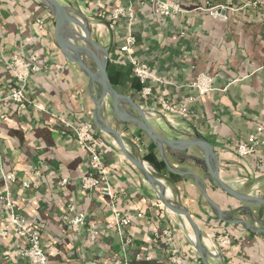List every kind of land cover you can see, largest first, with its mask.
Returning <instances> with one entry per match:
<instances>
[{
    "label": "crops",
    "instance_id": "1",
    "mask_svg": "<svg viewBox=\"0 0 264 264\" xmlns=\"http://www.w3.org/2000/svg\"><path fill=\"white\" fill-rule=\"evenodd\" d=\"M58 1L108 52L107 78L121 96V110L134 116L132 104L139 105L162 136L208 142L224 183L264 198V145L248 157L236 153V146L249 137L264 140V130L257 133V128L264 129V5H251L252 0H164L184 9L165 18L139 0ZM119 7L133 9L132 23L122 20L111 27L98 17ZM55 26L54 13L42 0H0V195L16 202L28 225L40 230L46 248L60 252L48 264H170L172 256L183 264H264V206L247 205L220 189L203 149H160L134 123L119 121L108 94L99 115L103 88L62 52ZM74 29L82 33L80 27ZM130 32L135 43L124 53L121 48ZM79 56L94 67L87 55ZM130 56L150 69L148 100L140 95L142 85ZM18 57L37 67L28 77L23 108L1 102L17 85L9 65ZM200 74L214 78V89L202 96L191 87ZM161 98L185 104L188 117L164 111ZM63 122L92 125L102 141L111 196L100 188L83 190L88 154ZM127 156L163 180L168 202L189 212L207 249L206 262L186 216L165 206ZM8 173L16 182L4 179ZM75 214L86 215L76 235L64 219ZM120 216H129L131 224L120 227ZM6 218L0 202V264H33L12 257L24 244L12 233L2 235ZM90 225L98 232L95 240ZM224 236L232 242L216 251L214 244Z\"/></svg>",
    "mask_w": 264,
    "mask_h": 264
},
{
    "label": "built area",
    "instance_id": "2",
    "mask_svg": "<svg viewBox=\"0 0 264 264\" xmlns=\"http://www.w3.org/2000/svg\"><path fill=\"white\" fill-rule=\"evenodd\" d=\"M77 1V0H72ZM144 4H152L154 6V12L159 17L174 18L184 13V9L178 2H166L164 0H139ZM258 4L264 5V0H252L251 5L257 6ZM98 17L103 20H107L111 27L116 26L122 20L127 21L129 24L134 20V12L131 7H119L113 12L101 11ZM42 25L41 21H38ZM135 43V38L130 32L126 38L125 45L121 48L124 53H129L131 47ZM32 61L34 57L30 58ZM130 64L133 69V74L138 78L142 85L141 97L144 100H148L151 96V89L148 87V81L151 78L150 69L147 64L134 57H129ZM12 74L16 80L17 85L13 87L7 95L1 100V102L13 101L20 107H25L27 103L26 86L28 84V77L31 71H36L37 67L29 61L23 58H15L13 63L9 65ZM214 78L206 74L198 75L192 82L191 87L195 88L199 96L205 95L212 91ZM191 99L190 101H192ZM161 108L175 116L188 117L189 109L183 103L171 104L167 100L159 99ZM66 125L70 123L63 122ZM75 133L77 143L80 147L84 148L88 154V173L83 177L82 188L84 191H91L95 188H100L103 194L111 196L112 192L107 181V177L104 171V161L102 158V141L96 138L92 132V125L85 123L83 125H70ZM263 128H257L258 135L263 132ZM264 145V140L259 139L257 135L249 137L245 143L238 144L236 146V153L244 158L253 155L257 152L260 146ZM4 179L10 182H16V176L12 173L4 175ZM67 179L62 180V184H66ZM24 188H29L27 182L23 184ZM0 202L4 203V210L7 213L6 223L2 228V235L7 236L12 233L18 237L24 244L22 248L17 249L13 253V258L16 260H24L33 264H48L51 255H59L60 252H56L50 248H46L44 245L42 235L39 229L34 226L28 225L26 217L20 213L17 209V204L10 196L0 195ZM68 229L73 234H78L80 228L86 224L85 214H75L73 216L64 217ZM132 220L129 216H120L118 224L120 227H128ZM91 237L96 239L98 232L94 225L89 226ZM232 242L230 236H224L219 239L217 244H214V249L217 251V247H226ZM196 251V250H194ZM170 264H183L182 261L175 256L170 259Z\"/></svg>",
    "mask_w": 264,
    "mask_h": 264
},
{
    "label": "water",
    "instance_id": "3",
    "mask_svg": "<svg viewBox=\"0 0 264 264\" xmlns=\"http://www.w3.org/2000/svg\"><path fill=\"white\" fill-rule=\"evenodd\" d=\"M42 1L44 5L51 8V10L54 13L56 20L55 37L62 52L66 55V57L69 60L79 64L93 81L99 83L102 86L103 95L98 104L99 115H100V104L108 94L111 100L112 111L115 117L119 121L124 123L130 122L136 124L140 130H142L152 141H154L160 147V149L163 146L181 152H185L193 147H199L203 149L209 173L213 177L216 185L220 189H222L228 195L234 197L235 199L247 205L264 206V198L242 194L240 192L233 190L230 186L224 183V181L220 177L219 159L216 156L212 146L208 142L197 138H190L188 140H177V139H169L167 137L162 136L152 127L150 122H148V120L146 119L143 113V110L139 105L132 104L134 110L139 114L140 117L127 114L126 112L121 110L119 106V98L121 96L112 87V85L110 84L107 78L106 66L108 62V52L105 51L102 47H100L96 42L93 41L89 29L81 22H77L72 17H70L66 8L58 0H42ZM74 26L80 27L82 33H78L74 29ZM67 38H70L71 40H68ZM78 42H84L86 45H88V47L81 44H77ZM99 52H103L104 55L103 58L99 56ZM79 54L87 55L88 58L92 60L94 67L93 68L88 67L87 64L84 62L83 58H80ZM110 132L114 136H116L122 143L120 136L116 132L112 130ZM127 158L142 171L147 181L154 187L157 194L160 196L165 206H167L169 210H171L174 213L186 216V218L188 219L190 225L192 226L195 232L196 249L198 250L201 257L206 262L205 255L207 249L201 240L196 224L193 221L189 212L173 206L170 202L166 200V198L164 197V190H165L164 183L161 180L152 176V174L149 172V170L143 163L138 162L131 156H127Z\"/></svg>",
    "mask_w": 264,
    "mask_h": 264
},
{
    "label": "rangeland",
    "instance_id": "4",
    "mask_svg": "<svg viewBox=\"0 0 264 264\" xmlns=\"http://www.w3.org/2000/svg\"><path fill=\"white\" fill-rule=\"evenodd\" d=\"M132 113H133V112H132ZM132 113H131L130 115H132ZM135 113H136L135 116L140 117L139 114H138L136 111H135ZM148 122H150V121L148 120ZM150 124H151V123H150ZM134 126H135L136 128H138V126H137L136 124H134ZM138 129H139V128H138ZM165 129H166V132H168L169 129H167V128H165ZM139 130H140V129H139ZM140 131H142V130H140ZM142 132H143V131H142ZM164 132H165V131H164ZM164 132H163V133H164ZM144 134H145V133H144ZM164 135H165V133H164ZM146 136H147V135H146ZM175 138H176V137H175ZM152 176H153V175H152ZM159 180H161V179H159ZM162 181H163V180H162ZM240 202H241V201H240Z\"/></svg>",
    "mask_w": 264,
    "mask_h": 264
},
{
    "label": "bare ground",
    "instance_id": "5",
    "mask_svg": "<svg viewBox=\"0 0 264 264\" xmlns=\"http://www.w3.org/2000/svg\"><path fill=\"white\" fill-rule=\"evenodd\" d=\"M123 106H125L126 104L125 103H121ZM144 115H145V117H146V119H148L149 117L147 116V114L146 113H144Z\"/></svg>",
    "mask_w": 264,
    "mask_h": 264
}]
</instances>
